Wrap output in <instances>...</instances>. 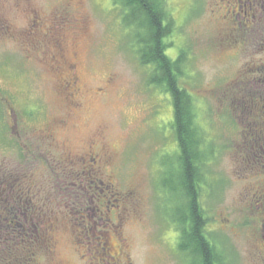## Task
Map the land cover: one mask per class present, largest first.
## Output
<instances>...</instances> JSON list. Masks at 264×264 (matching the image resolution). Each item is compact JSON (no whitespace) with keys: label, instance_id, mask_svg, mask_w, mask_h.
Returning a JSON list of instances; mask_svg holds the SVG:
<instances>
[{"label":"rangeland","instance_id":"obj_1","mask_svg":"<svg viewBox=\"0 0 264 264\" xmlns=\"http://www.w3.org/2000/svg\"><path fill=\"white\" fill-rule=\"evenodd\" d=\"M240 1L168 0L166 54L185 58L211 153L199 201L217 264H264V92L259 75L244 83L264 70V30ZM121 13L114 0H0V264L190 263L172 232V101ZM31 209L48 212L50 258L12 241L13 214Z\"/></svg>","mask_w":264,"mask_h":264},{"label":"trees","instance_id":"obj_2","mask_svg":"<svg viewBox=\"0 0 264 264\" xmlns=\"http://www.w3.org/2000/svg\"><path fill=\"white\" fill-rule=\"evenodd\" d=\"M167 3L168 0H114L115 7L121 9L123 25L131 30L132 45L138 49L141 63L151 69L149 83L169 95L172 101L173 119L170 126L177 141V180L183 200L172 219L177 222L182 234L179 248L190 257L191 264H217V251L207 234L205 213L199 201V185L204 165L211 153L203 148L204 132L198 125L195 101L180 83L185 58L179 56L173 60L166 54L170 47L167 39L174 32V20ZM258 28L264 30V27ZM258 75L261 78L259 85H262L264 92V70H256L251 81L246 76L244 83L250 88ZM260 96L257 102L262 103L264 96ZM251 102L254 103V100ZM259 116L260 122L264 124V107ZM166 185L167 182L164 183Z\"/></svg>","mask_w":264,"mask_h":264},{"label":"flooded vegetation","instance_id":"obj_3","mask_svg":"<svg viewBox=\"0 0 264 264\" xmlns=\"http://www.w3.org/2000/svg\"><path fill=\"white\" fill-rule=\"evenodd\" d=\"M244 8H245V10H244ZM238 11H239V13H241L245 16L250 12L251 19H246V20H251L254 27L255 26L264 27V0H248L246 3H245V0L240 1V7L237 10V12ZM262 11H263V13H262ZM240 25H242V23ZM91 197H95V196H91ZM94 203H95L97 208H99L97 204H100V206H101V202L94 201ZM107 203H109V202H107ZM47 213L48 212H46V211H42V210L38 211V210L31 209V210L26 211V212H15L13 214V218H12V220H13V223H12L13 238H12V241H16V243H18L19 241L25 242L27 244L28 249L32 252L31 256H33L34 258L36 257V255L40 254V252H42L43 250H44L43 256L45 255L48 258H50L49 237H51L52 234L50 232V229L46 227L48 224L47 222H49V220H47L48 219ZM79 213H81V212H79ZM119 216H120L119 220H122L121 215H119ZM84 217H86V216L83 212V215L80 216L79 219L82 218L84 221ZM74 218L78 219V213H77L76 217H74ZM43 219H45V220H43ZM56 219H58V218H56ZM53 223L54 222H51L52 226L54 227ZM40 225L42 226L41 229H40ZM172 225H173L172 226V232L176 231V234L178 235V237L176 235V239H177L176 243L179 246L180 240H182V238H181L182 234H181L180 230H178L177 222H173ZM23 229H25V231H20ZM22 232H24V233H22ZM116 233L121 234V232L118 231L117 229H116ZM40 236H45L44 238H42L41 242L39 241V239L41 238ZM118 239H119L118 241H121L120 239H122V238L119 237ZM263 242H264V229H263V235H262V242L261 243H263ZM101 245L103 246V249L106 250L107 249L106 247H108L110 245L109 238L107 237L103 242H101ZM97 246H99V244H97ZM32 261L34 262V259ZM113 261L115 264H119L116 262V260L113 259ZM184 261L186 264H191V263H187L188 259H184Z\"/></svg>","mask_w":264,"mask_h":264}]
</instances>
